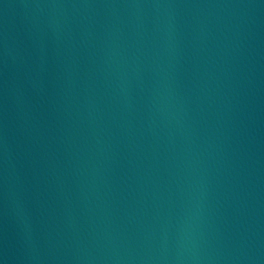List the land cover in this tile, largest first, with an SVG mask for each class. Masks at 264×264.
<instances>
[{"label": "water", "instance_id": "obj_1", "mask_svg": "<svg viewBox=\"0 0 264 264\" xmlns=\"http://www.w3.org/2000/svg\"><path fill=\"white\" fill-rule=\"evenodd\" d=\"M0 264H264V0H0Z\"/></svg>", "mask_w": 264, "mask_h": 264}]
</instances>
